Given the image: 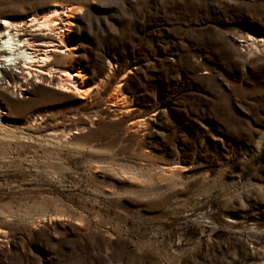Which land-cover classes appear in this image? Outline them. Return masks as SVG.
Wrapping results in <instances>:
<instances>
[{"label":"rangeland","instance_id":"obj_1","mask_svg":"<svg viewBox=\"0 0 264 264\" xmlns=\"http://www.w3.org/2000/svg\"><path fill=\"white\" fill-rule=\"evenodd\" d=\"M64 6L54 64L89 91L2 90L0 264H264V0H0V19Z\"/></svg>","mask_w":264,"mask_h":264},{"label":"bare ground","instance_id":"obj_2","mask_svg":"<svg viewBox=\"0 0 264 264\" xmlns=\"http://www.w3.org/2000/svg\"><path fill=\"white\" fill-rule=\"evenodd\" d=\"M61 9L63 16L57 7H49L42 14L32 13L19 20L0 19V94L10 86L15 91L19 90L20 97L28 98L25 93L29 92L28 89L39 88L37 82L49 84L54 80L61 88L72 86L75 88L74 93L81 96L88 94L89 87L84 75L74 65L54 64L56 56H67L62 50L66 46L63 40L65 34L54 32V29L61 24L57 21L60 18L63 23L59 27L67 29L68 20L64 16L71 7L64 6ZM54 75H57V79ZM21 90H24V94ZM2 108L0 102L1 119L6 115Z\"/></svg>","mask_w":264,"mask_h":264}]
</instances>
